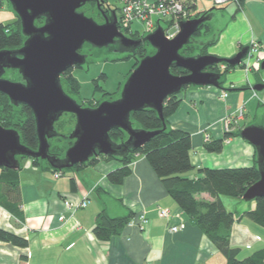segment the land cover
Here are the masks:
<instances>
[{"label":"crops","instance_id":"crops-1","mask_svg":"<svg viewBox=\"0 0 264 264\" xmlns=\"http://www.w3.org/2000/svg\"><path fill=\"white\" fill-rule=\"evenodd\" d=\"M234 14L209 54L231 58L253 40L264 41V0H247ZM259 70L236 68L228 74L223 88L189 86L179 95L180 105L168 121L172 128L190 134V158L195 167L240 168L254 164L255 149L239 133L252 124L264 126V90L255 97L252 89L263 83L264 74ZM224 93L226 97H222ZM241 109L244 116L236 119ZM251 112L260 123L242 124ZM228 116L236 121L229 133L232 135L222 152L209 153L206 143L224 138V120ZM20 164L17 172L22 218L0 205V229L26 238L29 246L20 248L0 241V264H19L23 255L27 256L25 264H227L223 254L171 198L144 155L135 157L130 175L120 185L107 179L108 173L121 166L115 160H100L58 179L52 169L34 166L31 159H22ZM186 176L201 177L195 171ZM97 187L103 190L102 196H94ZM87 192L92 201L88 208L74 212L66 208V200L80 201ZM200 197L213 200L208 193ZM220 199L229 211L242 214L251 209L250 204L237 198ZM159 207L179 213L185 229L170 232L169 227L176 221L161 218ZM103 209L113 217L129 211L135 219L145 214L149 224L143 231L137 225H127L120 235L99 241L93 227L96 215ZM61 216L63 220L59 219ZM231 245L241 248L242 254L264 246V228L246 216L240 217L232 227Z\"/></svg>","mask_w":264,"mask_h":264},{"label":"water","instance_id":"water-1","mask_svg":"<svg viewBox=\"0 0 264 264\" xmlns=\"http://www.w3.org/2000/svg\"><path fill=\"white\" fill-rule=\"evenodd\" d=\"M11 4L18 16L22 33L27 37L18 51H0V93L7 95L12 104L31 108L35 116L39 145L33 150L21 142L20 133L0 124V168L20 170L23 158L47 161L53 169L64 170L87 163L94 157L117 156L138 149L148 143L160 131L136 129L131 114L146 108L157 111L164 121L163 107L166 99L179 93L185 86H213L221 88L220 76L206 69L222 63L235 68L248 56L250 47L242 48L231 58L212 54L184 56L180 52L188 45L208 17H200L181 23L180 32L168 39L159 26L154 32L140 39H132L120 31L118 18L98 23L80 9L90 2L100 0H0ZM44 19L40 26L36 24ZM143 42H148L155 53L141 59L123 86L120 98L102 101L97 107H83L68 95L62 84L63 74L71 69L84 67L88 56L82 54L86 44L91 48L110 49L124 55L133 54ZM173 67L189 73L176 75ZM264 70V61L260 67ZM10 70H17L22 80L4 78ZM264 90V83L253 87ZM64 114H73L76 123L69 138L73 144L64 157L51 153V140L59 136L55 124ZM113 129L127 134L124 143L110 137ZM240 136L255 149L260 178L243 196L244 201L264 197V126L252 124L240 132Z\"/></svg>","mask_w":264,"mask_h":264},{"label":"trees","instance_id":"trees-1","mask_svg":"<svg viewBox=\"0 0 264 264\" xmlns=\"http://www.w3.org/2000/svg\"><path fill=\"white\" fill-rule=\"evenodd\" d=\"M101 1L102 0H100V2ZM106 2L109 3L108 0H106ZM198 2L199 0L192 5L194 10L193 19L200 17H208L210 19L200 26L192 41L181 50L180 53L187 57L207 55L209 54V49L217 43V38L209 41H202L199 39L200 37L209 35L213 31L210 20L213 16V10L217 9V6L213 5L211 9L200 10ZM246 2L247 0H237V2H234L237 6L235 12H239ZM1 4L2 2L0 5ZM109 5L112 12L114 11L118 18V26L121 31L130 34L133 39L144 37L139 35V33H130L129 31L123 30L120 25L122 15L121 9L123 7L119 9L110 3ZM118 10L120 13H118ZM80 11H83L87 16L93 17L95 20L99 18L101 22L104 21L99 11L98 3L96 2L87 3ZM234 17L235 14H233V18ZM43 23V18L36 21L38 26ZM26 39L27 37L22 33V26L19 18L14 25H5L0 22V51H18L23 47ZM86 46L90 47L89 44H86L84 47ZM114 48L121 49V47L117 45L110 49L102 50L109 52L113 51ZM154 53L155 50L152 46L148 42H143L135 49L133 54H126L123 58L133 57L135 59L133 69H135L139 65L141 59ZM222 66H225V68L222 69ZM240 67H243V64L233 68L228 64L222 63L211 66L206 70L220 76L219 83L221 88H223L228 74ZM73 69L74 68L67 70L63 75L64 77L62 76L63 88L71 97L77 96L80 93V84L73 76ZM259 71H261V69ZM10 72L12 75L11 80H22L17 70H10ZM171 72L176 75H185L189 73L187 70L177 67H173ZM188 87L189 86H185L179 93L173 94L166 99L163 107L164 121L159 117L157 111L151 108H146L131 114L130 119L134 128L145 129L147 131H160L143 147L129 149L128 152L117 156L100 155L99 157L90 159L87 163L78 164L72 168L61 170L62 174L69 173L70 171H79L84 167L95 165L100 160H115L119 162L121 166L108 173L107 179L114 185H120L124 182L125 178L130 175V165L135 157L137 155H144L171 198L223 254L227 264H264V246L258 249H252L254 251L251 250L252 253L250 255L243 259H239V254L242 251L241 248L231 245L232 227L240 217L246 216L264 228V197L252 201L255 203V207H251V209L242 214L227 210L220 199L221 196L243 199L247 189L260 178L256 157L254 159V164L250 167L197 168L193 165L190 158V151L192 149L190 134L186 131L172 128L168 121L169 117L180 105L181 100L179 95ZM103 95L111 98L113 94L105 92ZM101 102L102 101H91L88 106H85L83 102L80 104L83 107L95 108ZM64 115H70V117L66 119V122L62 119ZM64 115L55 124V129L59 133V136L50 142V151L56 154L57 157H64L65 151L73 144V140L69 138V135L75 126L76 117L73 114ZM0 124L7 129L17 130L20 133L21 142L31 149L37 150L39 141L33 111L28 106H16L12 104L9 97L1 93ZM230 135L232 134L226 133L224 138L206 143V150L209 153L222 152L225 146V140L230 137ZM110 137L113 141L121 144L126 141L127 134L121 129H113L110 132ZM55 140L63 142L62 145H53V141ZM29 159L32 160L34 166H45L52 169L54 172L59 171L53 169L45 160ZM0 170L2 171V176L0 177V205L10 211L14 216L21 219V191L18 172L17 170L7 168H0ZM192 171H195L198 175H201V177H187L186 174ZM71 184L75 185L74 179H71ZM102 193L103 190L101 187L95 188L94 196H102ZM203 193H209L213 197V200L202 199L200 195ZM85 195H88L90 201L89 207L92 202L91 193L87 192ZM134 217L135 215L131 211L124 216L113 217L109 215L106 209H103L96 215L93 233L99 241H109L113 237L120 235ZM0 241L10 243L20 248H27L29 246V242L26 238L4 229H0ZM26 262L27 256H21V263L19 264H25Z\"/></svg>","mask_w":264,"mask_h":264},{"label":"rangeland","instance_id":"rangeland-1","mask_svg":"<svg viewBox=\"0 0 264 264\" xmlns=\"http://www.w3.org/2000/svg\"><path fill=\"white\" fill-rule=\"evenodd\" d=\"M108 1L111 5L116 8L120 9L122 7L120 0ZM198 5L200 10H208L213 7L212 3L204 0H199ZM236 7V3L234 2H230L226 5L217 6V9L213 10V16L210 20V24L212 25L213 31L209 35L200 37L199 39L202 41H209L211 39L218 38L223 27L228 23L229 20L232 19L233 14L236 11ZM118 13H120L119 10ZM17 19V15L14 12L11 4L7 1L2 2V4L0 5V22L5 25H14ZM96 19L98 23H102L99 18ZM132 31L134 33H139V35L141 36L148 35L144 33L142 25L137 22L133 24ZM82 53L89 56L87 63L84 65L83 68H74L72 70L73 76L78 80L80 84V93L77 96H74L73 98L79 103L83 102L85 106H88L91 101H110L111 99L114 101L120 98L123 86L126 82V79L128 78V74L134 70L133 66L135 63V59L133 57L123 58L124 54L122 53L107 52L105 50L91 48L88 46L83 48ZM242 64L245 69L244 62ZM221 68L224 69L225 66ZM260 72L264 74V70H261ZM4 78L11 80L12 75L9 70L4 74ZM105 92L113 94L112 97L110 98L108 96H104L103 94ZM254 96H257V91H254ZM254 116V112H251L250 114H248V117L242 124H247L249 121H251V123H260L261 120L259 118L257 120H254ZM69 117L70 115H64L62 119L66 122V119H68ZM230 117L231 116H228L226 118L230 119ZM235 123V120L232 119V129ZM62 143L63 142L57 140L53 141V145L56 144L61 146ZM27 159L29 158H26L24 160ZM243 204H250L252 208L255 207V203L252 201H244ZM252 251L247 250L243 252V254L241 252L239 254V259L247 257L252 253Z\"/></svg>","mask_w":264,"mask_h":264},{"label":"built area","instance_id":"built-area-1","mask_svg":"<svg viewBox=\"0 0 264 264\" xmlns=\"http://www.w3.org/2000/svg\"><path fill=\"white\" fill-rule=\"evenodd\" d=\"M204 1L210 2L216 6L225 5L230 2H237V0ZM121 2L123 8L121 9L122 15L120 25L123 30L134 33L132 27L135 22L142 25L145 34H150L159 26H162L165 30L166 37L172 39L180 32L182 22L194 18L192 5L195 4L197 0H121ZM249 47L248 56L244 61L245 70L247 72L253 69H260L262 62L264 61V41L259 42L253 40ZM222 96L226 97L227 93H224ZM243 116L244 109H241L236 119L242 118ZM231 117L230 119H225V133L232 132V119L235 120V118ZM228 138L225 141H227ZM62 176L63 174L61 170L54 172V177L56 179ZM89 203L88 195H84L83 198L77 202L68 200L64 202L66 208L71 212H74L77 209L86 208ZM158 213L161 218L170 222L176 221V223H173L169 227L170 232L176 233L185 229L186 223L182 220L179 213H172L169 210L160 207L158 208ZM137 218H134L129 225L132 226L137 224L140 230H145L149 224V219L145 214H141L138 220ZM59 219L63 220L64 216H61Z\"/></svg>","mask_w":264,"mask_h":264},{"label":"flooded vegetation","instance_id":"flooded-vegetation-1","mask_svg":"<svg viewBox=\"0 0 264 264\" xmlns=\"http://www.w3.org/2000/svg\"><path fill=\"white\" fill-rule=\"evenodd\" d=\"M100 6H98L99 8V11L101 12V15L104 19V21L102 23L105 22L106 18L110 19L111 16H112V9L109 5L108 2H106V0H102L100 3H99ZM124 33V32H123ZM126 36L132 38V36L130 34H126L124 33ZM133 39V38H132ZM82 53V51H81ZM83 54V53H82ZM64 75V74H63ZM53 153V152H52Z\"/></svg>","mask_w":264,"mask_h":264}]
</instances>
